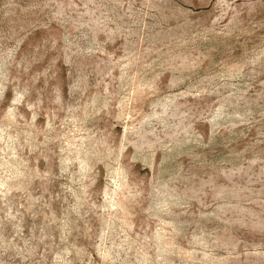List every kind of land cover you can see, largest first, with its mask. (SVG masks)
I'll use <instances>...</instances> for the list:
<instances>
[{
    "label": "clouds",
    "instance_id": "clouds-1",
    "mask_svg": "<svg viewBox=\"0 0 264 264\" xmlns=\"http://www.w3.org/2000/svg\"><path fill=\"white\" fill-rule=\"evenodd\" d=\"M259 29L264 0H0V264H264Z\"/></svg>",
    "mask_w": 264,
    "mask_h": 264
},
{
    "label": "rangeland",
    "instance_id": "rangeland-1",
    "mask_svg": "<svg viewBox=\"0 0 264 264\" xmlns=\"http://www.w3.org/2000/svg\"><path fill=\"white\" fill-rule=\"evenodd\" d=\"M238 2H239V0H238ZM203 11H206V10H203ZM257 35L264 36V29H259L256 33H252L250 36H242V37H239L238 38L239 43L240 44L247 43V46L248 47H251L252 42H257L256 39H255ZM40 37H41V34L40 33H37L36 34V38L37 39H40ZM232 43L233 44L236 43V38L233 39ZM237 51H238V49H237ZM214 55H215V57L217 59H219V56L222 55V53L220 52L219 49H215L214 50Z\"/></svg>",
    "mask_w": 264,
    "mask_h": 264
}]
</instances>
